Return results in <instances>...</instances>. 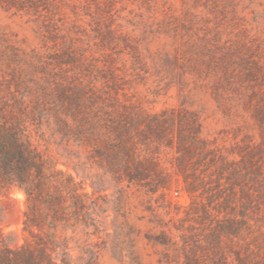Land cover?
<instances>
[{
	"label": "trees",
	"instance_id": "1",
	"mask_svg": "<svg viewBox=\"0 0 264 264\" xmlns=\"http://www.w3.org/2000/svg\"><path fill=\"white\" fill-rule=\"evenodd\" d=\"M0 7L29 17L42 45L28 54L0 35V194H25L27 235L13 248L0 232V264H99L101 236L110 233L96 193L114 188L162 197L174 175L191 203L185 218L154 215L161 231L147 239L165 249L160 263H170L173 250L176 264H264V94L254 84L260 61L220 45L217 30L215 39L198 36L200 45L188 42L161 64L250 114L261 140L238 146L232 157L203 137L196 112L154 113L126 98L125 67L130 62L140 74L143 64L128 35L98 25L93 45L83 48L54 21L56 0H0ZM166 20L177 36L199 24L190 11L181 21ZM165 151L173 153L172 173L161 167Z\"/></svg>",
	"mask_w": 264,
	"mask_h": 264
},
{
	"label": "rangeland",
	"instance_id": "2",
	"mask_svg": "<svg viewBox=\"0 0 264 264\" xmlns=\"http://www.w3.org/2000/svg\"><path fill=\"white\" fill-rule=\"evenodd\" d=\"M56 1L60 9L54 21L67 39L80 40V47L93 45L91 36L98 25H111L139 46L143 61L140 74L131 69L130 62L125 67L128 100L154 113L180 108L196 112L203 137L225 153L235 152L232 157H236L238 146L243 149L249 142L261 140L259 127L248 112L234 108L229 102H217L211 91L192 76L181 78L178 69L173 72L162 68L161 64L176 54L181 55L188 42L200 45L198 36L207 33L209 38L215 39L218 30L220 45L239 49L238 54L245 53L264 65V0ZM188 11L197 16L199 24L193 33L181 31L177 36L166 26V18L175 16L181 21ZM0 35L28 54L42 47L37 25L29 17L1 7ZM256 77V91L263 95L264 68ZM43 131L48 139L50 131ZM40 143L44 151L47 146ZM49 153L56 154L55 145L49 146ZM172 154L165 151L161 155V167L170 173L174 172ZM59 168L65 169L62 165ZM85 190L92 194L89 184ZM152 197L144 191L117 193L114 188L96 193L95 198L107 209L99 219L105 221L110 233V237L101 236L106 245L100 252L99 264H176L172 261L173 250L169 251L170 263L165 260L160 263L165 249L153 245L147 236L161 231L155 214L166 222L170 218L174 221L185 218L190 196L183 190L181 178L174 175L171 188L162 197L159 194ZM25 199V194L17 189L0 194V232L13 248L24 244L27 236L23 232ZM163 205L167 206L165 210ZM165 211H170V215H165Z\"/></svg>",
	"mask_w": 264,
	"mask_h": 264
}]
</instances>
